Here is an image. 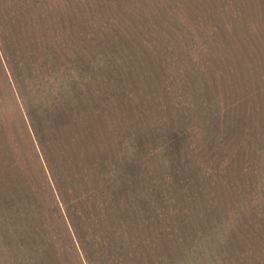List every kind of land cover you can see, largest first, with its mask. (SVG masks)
Wrapping results in <instances>:
<instances>
[{"label": "trees", "instance_id": "16d2710c", "mask_svg": "<svg viewBox=\"0 0 264 264\" xmlns=\"http://www.w3.org/2000/svg\"><path fill=\"white\" fill-rule=\"evenodd\" d=\"M116 14L101 4L76 27L52 9V40L63 51L19 61L18 86L29 84L36 109L107 122L104 158L111 165H98L94 196L84 198L81 211L80 201L68 206L63 224L59 215L45 221L54 196L45 200L28 181L32 194L16 192L9 201L7 184L11 192L0 203L30 226L13 223L18 233L0 241V264H264V116L229 111L217 87L215 36L192 29L185 50L177 37L160 33L157 55H168L160 114L120 124L113 106L123 96L121 71L131 52ZM113 165L117 173L107 169Z\"/></svg>", "mask_w": 264, "mask_h": 264}, {"label": "rangeland", "instance_id": "374dc122", "mask_svg": "<svg viewBox=\"0 0 264 264\" xmlns=\"http://www.w3.org/2000/svg\"><path fill=\"white\" fill-rule=\"evenodd\" d=\"M58 2L0 0V201H5L3 192L6 195L11 192L7 184L13 187L9 201L15 199L16 192L32 194L24 188L25 182L30 181L45 200L54 196L53 207H46V223L55 222L59 215L63 224V218L68 222V206L80 201L77 211H81L87 207L84 198L94 196L100 178L98 165H111L109 158H104L110 133L105 120L88 117L84 121L82 116L77 120V112L73 115L71 110L48 116L36 109L33 98L26 95L29 84L21 91L18 86L23 79L16 78L19 61L28 60L30 55L31 63L39 54L49 58L50 50L57 54L63 51L52 40L57 35L50 18L52 9L61 20L74 22L76 27H82L86 22L83 19L98 13L101 4L117 12L119 28L126 35L131 52L129 65L123 64L121 71L123 96L113 106L120 124L130 123L129 117L141 123L140 113H153L157 109L160 114V85L165 86L160 74L166 73L163 64L168 56L157 55L160 33L177 37L182 43L180 50H185L192 29L211 30L215 36L212 40L214 68L221 72L217 87L222 88L229 111L245 117L264 116V0ZM69 4L72 9L78 7L74 15L65 10L70 9ZM161 94L167 99L165 91ZM144 120L160 134V125L154 127L151 118L144 117ZM6 133L9 139L5 138ZM107 169L118 172L116 165ZM0 206V241L15 237L18 233L15 224L29 229V219H22L9 208L5 210L1 203ZM21 232L28 230L22 228ZM1 245L4 246L3 242ZM0 260H4L2 254Z\"/></svg>", "mask_w": 264, "mask_h": 264}]
</instances>
